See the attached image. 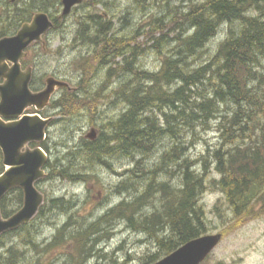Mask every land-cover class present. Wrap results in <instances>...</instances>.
<instances>
[{"label": "trees", "instance_id": "1", "mask_svg": "<svg viewBox=\"0 0 264 264\" xmlns=\"http://www.w3.org/2000/svg\"><path fill=\"white\" fill-rule=\"evenodd\" d=\"M6 1L10 3L8 0H0V3ZM51 1L36 0V4L38 7H48ZM16 10L23 12L26 9L24 6L16 7ZM177 16L170 21L175 23L174 31L180 27L186 28L182 33L175 34L178 46L172 56L178 54L181 58H164L157 72L131 69L130 73L134 77L130 80L133 83H124L118 95L128 104L126 112L119 114L117 119L109 120L97 141L86 142L80 152L83 163L76 165L75 155L71 153L70 166L56 169L49 163L47 170L51 178L57 175L65 180L91 183L92 180H98L96 175L91 174L90 178L89 174L92 171L89 167L94 163L110 168V157L114 155H123L134 161L139 156L147 157L168 136L176 139L181 127H189L190 132H193L200 125H209L224 106L230 109V113L219 124L222 138L220 147L211 150L209 156L203 158L205 166L201 172L195 169L196 160L187 159L180 164L178 145L172 146L158 169L159 172L165 171V160L174 159L176 166L181 168L180 183L177 185L169 184L167 180L159 182V173L153 166L137 162V169H130L129 173L138 175L141 182L130 176L116 187V193H129L130 200H124L115 210H109L97 222L87 226H82L75 221L74 216H69L68 221L44 248L33 236L29 245L38 254L33 264H56L61 260L60 256L65 254L63 248L70 246L73 249L68 255L70 264H85L93 255L100 256L102 250H98L97 246L110 238L107 229L122 220H127L129 227L142 230L157 240L159 253H145L142 260V264H154L207 233L206 211L199 204V197L207 188L212 187L216 189L215 192L225 195L235 218L243 221L249 218L251 206L264 196V73L260 71L264 69V0H206L193 4L188 11ZM5 21L0 22L1 37L6 35V29L3 28L7 23ZM157 22L163 25L161 19H157ZM223 24L228 28L225 41L220 44L214 57L203 60L194 68L193 62L208 53L205 49L218 35ZM103 27L98 24L96 34L87 32L81 36L86 45L95 48V56L82 60L80 64L87 78L82 85L86 89L89 81L91 85L96 69L107 67L132 46L131 38L109 36L110 29ZM166 27L160 28V33L161 36L169 37L165 34ZM166 41L162 40L164 43ZM157 50L162 53L161 41ZM191 58L195 60L189 61ZM35 63L34 60L29 62L31 65ZM115 72L112 68L108 74L112 76ZM38 78L36 75L37 80H42ZM88 94L85 95L88 97L86 100L76 91L65 89L63 97L54 101L50 109L59 111L65 117H74L85 111L94 117L98 101L94 95ZM156 110L164 118V127L160 125V117L153 113ZM167 114L173 115L169 117ZM37 146L48 151L46 143ZM210 158L219 178H212L208 182L205 173L208 175L211 170L208 168ZM3 171L0 150V174ZM76 174L79 177L75 178ZM145 174L149 177L147 182L142 180ZM81 176L86 178L82 179ZM154 200L160 203V207L151 214H142L143 209ZM23 201L21 190L11 191L0 203L3 217L9 218L15 214L21 209ZM11 203H14L15 209ZM46 205L54 213L71 211L70 203L64 199H46L35 219L18 231L37 223L39 217L45 214ZM164 227L169 230L167 235L158 236ZM16 232L1 236L0 245L7 236ZM0 264H26L25 252L14 247L0 252ZM109 264L120 263L115 258ZM121 264H128V261Z\"/></svg>", "mask_w": 264, "mask_h": 264}, {"label": "rangeland", "instance_id": "2", "mask_svg": "<svg viewBox=\"0 0 264 264\" xmlns=\"http://www.w3.org/2000/svg\"><path fill=\"white\" fill-rule=\"evenodd\" d=\"M8 1L11 3L12 0ZM55 1L51 2L54 3ZM183 1L84 0L70 15L64 17L57 30L52 31L47 36L48 45L32 50L31 59L38 64L37 75L39 76L38 79L43 80V86L49 77H56L65 80L72 87L78 88L81 98H84V94L87 93L98 95L96 97L98 101L97 114L94 117L87 111L74 117H65L59 111L50 109H47L44 113L47 118L54 119L53 124L47 129V139L44 144L46 143L48 149L46 152L50 156L49 163L55 166L56 169L60 166L62 168L70 166L71 153L75 155L76 165L83 163L80 156V152L84 148L82 145L86 146V142H91L86 136L92 130H96L99 137L103 126L111 118L126 112L128 104L125 99L118 95L121 86L124 88V83L130 82V85H132L133 81L130 79L134 77V74L130 73L131 69L135 68L140 72L142 70L157 72L162 60L174 54L173 51L178 46V41H175V34L182 33V28L185 29L186 27H180L174 31L175 23L170 21L178 13L183 12ZM205 1L185 0L188 5L186 10L193 4H200ZM24 6L26 7V1L22 0L21 2V0H18V7L23 8ZM49 8H52V5H49ZM60 15H62L61 12ZM254 16H256L255 13ZM157 19H161L163 25H161V22H157ZM1 21L4 20H1L0 15ZM98 24L104 25L103 29H110L109 36L131 38L130 43L132 46L129 47V51H124L123 55L118 56L107 67L96 69L94 78L91 79L92 83L90 85L89 81L88 85L90 86L87 85L86 89L82 85L87 78L80 64L82 60L95 56V48L86 45L81 36L84 32L96 34ZM181 25L182 23H180ZM165 26H167L165 34L169 37L161 36L160 28H165ZM227 29V25L220 29L218 35L212 39L208 48L205 49L208 53L198 58V61L193 62L194 68L198 67L197 65L202 63L203 60L214 57L220 44L227 37ZM163 39L167 41L164 43L162 42ZM160 41L162 43V53L157 50ZM135 53L138 55L136 56ZM172 57L175 59L181 58L178 54ZM195 59L191 58L189 61L192 62ZM112 68L117 72L110 76L108 72ZM260 71L264 73V69H260ZM256 84H259V82L256 81ZM61 97H63V92L58 90L55 98L59 99ZM153 113L155 116H159L160 120H164L158 110ZM229 113L230 109L228 110L223 106L216 119L210 122L209 125H200L193 132H190L189 127H181L176 139L174 136H168L156 145L147 157L139 156L134 161V159L126 158L123 155L118 157L114 155L110 157L112 162L110 168L94 163L89 167L92 170L89 174L97 175L98 180H92L91 183L65 180L57 175L51 178L50 171L47 170L49 177L41 182L38 187L39 190L45 195L46 199L66 200L70 203L69 208L71 211H57L54 213L46 205L44 208L45 214L43 217H39L37 223L31 224L25 230L7 236L1 242L3 244L0 245V252H5L11 247L18 248L20 251L25 252L26 264H33L38 258V254L29 245L33 236L44 248L68 221L69 216H74L75 221L83 224L82 226H87L97 222L109 210L115 208L124 200H130L129 193L118 194L116 193V187L130 176L135 181L141 182V179L137 177L138 175L129 173L130 169H137V162L139 161V163H145L149 167L153 166L157 170L162 177H158L159 182L167 180L169 184H179L181 168L176 166L174 159L168 160L166 158L165 171L159 172L158 169V165L163 162L165 154L175 144L178 145L179 150L177 157L181 158L179 163L183 164L182 162L187 159L196 160L195 169L203 172L205 165L202 157L209 156L208 152L220 147L222 138H220L221 128L219 124L223 121L222 118ZM167 115L172 117V114ZM210 160L212 159L210 158ZM210 162H208V168H211V172L208 175L205 173L208 182H211L212 178H219V175L215 172L213 161ZM148 178V174H145L142 180L147 182ZM145 181L142 182L145 183ZM215 191L216 189L212 187L207 188L201 195L199 204L206 211L208 225L206 234L221 233L223 234V240L204 264H264V196L260 197L251 206L249 218L243 221L235 218L225 195ZM13 204L11 203V206L15 209ZM159 207L160 203L154 200L143 209L142 214H151ZM107 230V233L111 234L110 238L105 239L97 246V249L102 250V253L100 256L93 255L85 264H97L98 262L109 264L110 260L115 258L120 264L125 261H128V264H142L145 253L149 255L159 253L157 240L142 230L129 227L127 220L116 222ZM168 231L167 227H164L158 236L164 237ZM29 232H31L30 236L28 235ZM63 249L65 254L60 256L61 260L56 264H70L68 255L71 254L73 249L71 246L67 248L68 250L65 247Z\"/></svg>", "mask_w": 264, "mask_h": 264}, {"label": "water", "instance_id": "3", "mask_svg": "<svg viewBox=\"0 0 264 264\" xmlns=\"http://www.w3.org/2000/svg\"><path fill=\"white\" fill-rule=\"evenodd\" d=\"M82 0H63V15ZM48 15L37 14L30 24H24L17 35L0 40V149L3 154L5 172L0 176V203L15 189L24 194L23 207L13 216L4 218L0 208V237L17 231L35 218L44 203V195L36 183L46 178L44 170L49 161L42 148L31 149V144L43 143L52 119L44 120L39 114L27 115L28 109L42 112L48 107L57 89H74L67 82L50 77L44 90L34 93L31 88L33 68L22 71L21 61L33 43L42 42L53 28ZM3 119H10L5 122ZM93 130L87 135L96 140ZM222 241V234L205 235L195 239L155 264H202Z\"/></svg>", "mask_w": 264, "mask_h": 264}, {"label": "flooded vegetation", "instance_id": "4", "mask_svg": "<svg viewBox=\"0 0 264 264\" xmlns=\"http://www.w3.org/2000/svg\"><path fill=\"white\" fill-rule=\"evenodd\" d=\"M83 1L84 0H82V2L79 5H81L83 3ZM183 2H184L183 3V12H185L188 5L186 4L185 0ZM0 5L2 6V8L0 9L1 20L3 19V20H6L5 22H7L3 26V28L5 27V29H6V35H4L3 37L0 36V39L15 36L24 24H30L33 21L34 17L40 13H44V14L48 15L50 21L54 25V28L52 29V31H55L58 29V26L60 25V23L63 22L64 17L70 15L71 12L76 7L79 6V5H77V6L73 7L70 14L63 15V10H64L63 0H56L54 3H51L52 8H49V6L48 7H46V6L38 7L36 4V0H27L26 7H25L26 10H24L23 12L20 10H16V7H18V0H12L11 3H8L7 1L2 2V3H0ZM186 11H188V10H186ZM60 12L62 13V15H60ZM23 15L25 17H23ZM84 33H87V32H84ZM47 38L48 37H46L45 40H46L47 45H48ZM40 46L41 45L34 44L31 48L36 50V48L37 47L40 48ZM33 49L29 50L28 57L26 59H24V61L22 62V71L25 72V71H27L28 68L34 67V75H33V81H32L31 88H32V91L39 92V91L43 90L45 86L42 85L43 84L42 80L39 81L36 79V72L38 70L37 69L38 64L37 63H35L34 65L29 64V62L33 61L31 59V55H32L31 50H33ZM5 82H6V80L1 79L0 80V86L4 85ZM76 93L78 95L80 94V91L78 88H77ZM1 101H2V95L0 93V103H1ZM113 118L117 119L118 117H113ZM113 118H111V119H113ZM3 120L5 122L11 121L10 119H3ZM2 159H3V155H2Z\"/></svg>", "mask_w": 264, "mask_h": 264}, {"label": "bare ground", "instance_id": "5", "mask_svg": "<svg viewBox=\"0 0 264 264\" xmlns=\"http://www.w3.org/2000/svg\"><path fill=\"white\" fill-rule=\"evenodd\" d=\"M180 3H181V2H180ZM205 4H206V3H205ZM205 4H204V5H205ZM202 6H203V5H202ZM156 8H157V7H156ZM163 8H164V7H163ZM190 8H191V7H190ZM223 9H224V8H223ZM239 12H240V11H239ZM178 14H179V13H178ZM177 17H178V16H177ZM218 22H219V21H218ZM223 25H224V24H223ZM95 28H96V27H95ZM181 28H182V27H181ZM220 28H221V27H220ZM232 28H233V27H232ZM232 28H231V29H232ZM96 29H97V28H96ZM182 29H183V28H182ZM233 29H234V28H233ZM183 30H185V29H183ZM231 32H232V31H231ZM179 33H180V32H179ZM229 33H230V32H229ZM228 35H229V34H228ZM116 38H117V37H116ZM118 40H119V39H118ZM224 41H225V40H224ZM137 53H138V52H137ZM126 57H127V56H126ZM126 57H125V58H126ZM123 59H124V58H123ZM131 59H132V58H131ZM131 59H130V61H131ZM244 59H245V58H244ZM117 60H118V59H117ZM124 60H125V59H124ZM126 60H127V59H126ZM122 61H123V60H122ZM120 62H121V61H120ZM133 62L135 63V60H134ZM129 63H130V62H129ZM137 64H138V63H137ZM101 68H102V66H101ZM104 69H105V68H104ZM237 69H238V68H237ZM229 70H230V69H229ZM173 76H174V75H173ZM114 82H115V81H114ZM117 82H118V81H117ZM109 83H110V81H109ZM157 90H158V89H157ZM180 91H181V90H180ZM87 94H88V93H87ZM92 94H93V93H92ZM84 95H86V94H84ZM88 95H89V94H88ZM90 95H91V94H90ZM94 96H95V95H94ZM94 96H93V97H94ZM97 96H98V95H97ZM146 96H147V95H146ZM153 96H154V95H153ZM90 97L92 98V96H90ZM84 98H85V99L87 98L86 100H88V97H85V96H84ZM84 98H83V99H84ZM95 98H96V96H95ZM92 99H93V98H92ZM96 99H97V98H96ZM89 100H90V99H89ZM83 101H84V100H83ZM92 101H93V100H92ZM95 101H96V100H95ZM166 102H167V101H166ZM91 104H93V103H91ZM130 104H131V103H130ZM127 107H128V106H127ZM75 108H76V107H75ZM128 110H129V109H128ZM116 111H117V110H116ZM179 112H180V111H179ZM172 113H173V112H172ZM170 115H171V114H170ZM172 115H173V114H172ZM177 116H178V115H177ZM131 117H132V116H131ZM158 117H159V116H158ZM163 123H165L164 120H160V125H163ZM119 127H120V126H119ZM99 129H100V128H99ZM101 131H102V130H101ZM220 138H221V137H220ZM220 145H221V144H220ZM82 146L85 147L84 144H83ZM117 157H118V156H117ZM202 158H204V157H202ZM205 158H206V157H205ZM205 160H206V159H205ZM210 161H212V160H210ZM210 161H209V162H210ZM107 162H108V161H107ZM210 163H211V162H210ZM111 164H112V162H111ZM129 164H130V163H129ZM208 164H209V163H208ZM214 165H215V164H214ZM211 166H212V165H211ZM211 166H210V167H211ZM210 172H211V171H210ZM67 174H68V172H67ZM78 175H79V174H78ZM78 175L76 174V175H75V178H76ZM81 175H82V174H81ZM161 175H162V174H161ZM85 176H86V175H85ZM85 176H83V177H85ZM94 176H95V174H94ZM96 176H97V175H96ZM159 176H160V174H159ZM66 177H67V175H66ZM78 177H79V176H78ZM81 177H82V176H81ZM83 177H82V179H83ZM160 177H161V176H160ZM70 178H71V177H70ZM73 178H74V177H73ZM73 178H71V179H73ZM85 178H86V177H85ZM87 178H88V175H87ZM90 178H91V174H90ZM161 178H162V177H161ZM84 180H86V179H84ZM119 193H121V192L119 191ZM119 193H118V194H119ZM142 193H143V192H142ZM119 199H120V198H119ZM199 199H200V197H199ZM118 203H119V202H118ZM118 205H119V204H118ZM118 205H117V206H118ZM120 205H122V204L120 203ZM120 205H119V206H120ZM119 206H118V207H119ZM112 210H113V209H112ZM114 210H115V208H114ZM66 212H67V211H66ZM63 215H64V214H63ZM107 215H108V214H107ZM67 216H68V215H67ZM105 217H106V216H105ZM53 226H54V225H53Z\"/></svg>", "mask_w": 264, "mask_h": 264}]
</instances>
